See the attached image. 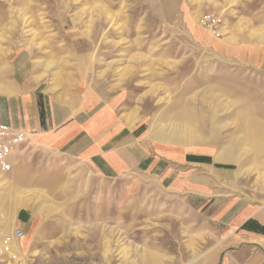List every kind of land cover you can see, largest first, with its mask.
<instances>
[{
    "label": "rangeland",
    "instance_id": "rangeland-1",
    "mask_svg": "<svg viewBox=\"0 0 264 264\" xmlns=\"http://www.w3.org/2000/svg\"><path fill=\"white\" fill-rule=\"evenodd\" d=\"M177 1L0 0V70L25 50L59 95L113 83L134 122L234 162L242 195L264 202V67L250 59L264 53V0ZM249 107L261 124L256 146L241 119ZM27 142L32 169L57 175L54 188L28 189L45 201L30 206L29 264L210 258L218 236L203 212L155 176H92Z\"/></svg>",
    "mask_w": 264,
    "mask_h": 264
},
{
    "label": "crops",
    "instance_id": "crops-1",
    "mask_svg": "<svg viewBox=\"0 0 264 264\" xmlns=\"http://www.w3.org/2000/svg\"><path fill=\"white\" fill-rule=\"evenodd\" d=\"M250 59L264 67V53ZM59 94L34 71L29 52L21 50L0 70V120L26 132L27 145L47 156L73 159L87 174L116 178L139 171L182 194L190 208L203 212L218 236L210 258L198 264H264V202L242 195L234 162L167 140L134 122L132 108L121 109L123 91L104 79ZM23 144L13 156L12 169L0 168V223L6 230L25 232L16 245L29 258L33 213L39 210L36 204L45 201L30 196L28 189L54 188L57 175L48 178V170L37 174Z\"/></svg>",
    "mask_w": 264,
    "mask_h": 264
},
{
    "label": "built area",
    "instance_id": "built-area-1",
    "mask_svg": "<svg viewBox=\"0 0 264 264\" xmlns=\"http://www.w3.org/2000/svg\"><path fill=\"white\" fill-rule=\"evenodd\" d=\"M27 141V133L11 128L0 120V168L3 171L13 167V156ZM25 237L22 229L6 230L0 223V264H29L16 243Z\"/></svg>",
    "mask_w": 264,
    "mask_h": 264
},
{
    "label": "bare ground",
    "instance_id": "bare-ground-1",
    "mask_svg": "<svg viewBox=\"0 0 264 264\" xmlns=\"http://www.w3.org/2000/svg\"><path fill=\"white\" fill-rule=\"evenodd\" d=\"M241 119L245 120L244 122L247 125L246 134L253 141V145H259L258 141L261 137V131L259 128L261 124L259 123L257 117L254 116L253 108H245L242 112ZM241 128H243V126Z\"/></svg>",
    "mask_w": 264,
    "mask_h": 264
}]
</instances>
